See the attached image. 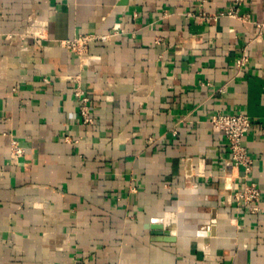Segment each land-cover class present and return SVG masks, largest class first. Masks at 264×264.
Here are the masks:
<instances>
[{
    "label": "crops",
    "instance_id": "obj_1",
    "mask_svg": "<svg viewBox=\"0 0 264 264\" xmlns=\"http://www.w3.org/2000/svg\"><path fill=\"white\" fill-rule=\"evenodd\" d=\"M236 5L0 0V264H264V0ZM116 23L82 59L59 43ZM218 111L251 120L256 213Z\"/></svg>",
    "mask_w": 264,
    "mask_h": 264
},
{
    "label": "built area",
    "instance_id": "obj_2",
    "mask_svg": "<svg viewBox=\"0 0 264 264\" xmlns=\"http://www.w3.org/2000/svg\"><path fill=\"white\" fill-rule=\"evenodd\" d=\"M204 1V0H203ZM243 0H235L236 6L226 11L228 16L240 17L238 12L239 5ZM203 17H208L206 12H202ZM39 26V27H38ZM119 24L116 23L112 30L107 33H79L71 38L60 40V44L66 47L76 57L82 59L84 54L88 51L89 45L94 41H109L113 36L118 34ZM40 30V25L36 20H33L27 27V32L37 34ZM23 38V34H20ZM249 61L246 52H242L235 58V69L241 72ZM74 97L78 108L81 124L84 126L90 125L93 122L89 114L88 101L89 98L86 92L82 89L79 82L76 81L74 88ZM211 125L219 130L225 137L230 150V160L232 165L236 168L242 169V178L244 183L242 186L238 184H225V188L231 191V196L234 200L240 202L245 209L250 213H256L260 209L261 190L257 184L251 180V167L253 160L249 155L246 147L242 144V137L251 128V120L249 116L243 112H216L210 118ZM68 140V137H64ZM10 149L15 154H21L23 149L19 146L16 139L10 140ZM228 182L229 178H225Z\"/></svg>",
    "mask_w": 264,
    "mask_h": 264
},
{
    "label": "water",
    "instance_id": "obj_3",
    "mask_svg": "<svg viewBox=\"0 0 264 264\" xmlns=\"http://www.w3.org/2000/svg\"><path fill=\"white\" fill-rule=\"evenodd\" d=\"M157 227H160V226H157Z\"/></svg>",
    "mask_w": 264,
    "mask_h": 264
}]
</instances>
